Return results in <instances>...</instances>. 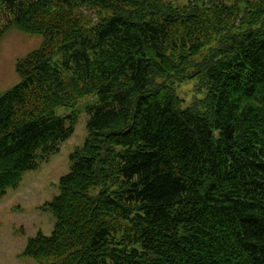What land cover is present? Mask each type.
Here are the masks:
<instances>
[{"label":"trees","instance_id":"1","mask_svg":"<svg viewBox=\"0 0 264 264\" xmlns=\"http://www.w3.org/2000/svg\"><path fill=\"white\" fill-rule=\"evenodd\" d=\"M233 2L0 0V36L11 24L42 36L0 91V196L72 133L76 99L94 96L86 136L43 204L52 229L28 236L24 254L264 264V0ZM77 3L106 12L83 24ZM188 67L206 77L207 113L182 107L167 79Z\"/></svg>","mask_w":264,"mask_h":264},{"label":"rangeland","instance_id":"2","mask_svg":"<svg viewBox=\"0 0 264 264\" xmlns=\"http://www.w3.org/2000/svg\"><path fill=\"white\" fill-rule=\"evenodd\" d=\"M162 1L174 8H187L195 0ZM233 1L225 0L229 4ZM73 10L83 24L92 23L99 14L106 12L83 3H77ZM5 19L6 15L2 16L0 21L4 23ZM214 37H223V30H217ZM41 42L40 34L26 32L12 24L6 28L0 36V91L19 80L16 60ZM192 57L198 59L199 55ZM189 72L188 67L184 75L169 74L167 79L180 98L182 107L192 106L199 112L207 113L210 107L206 97V77L202 73L189 76ZM93 99L91 94L76 99L73 107L78 110V114L72 133L59 142L57 150L39 160L35 168L25 170L19 182L15 186L7 187L5 193L0 196V264H37L33 256L22 252L24 245L28 236L37 231L47 234L52 229L54 216L43 204L58 192V179L70 166L69 153L79 146L86 136L88 114L85 105ZM57 111L64 114L69 109L62 106Z\"/></svg>","mask_w":264,"mask_h":264}]
</instances>
